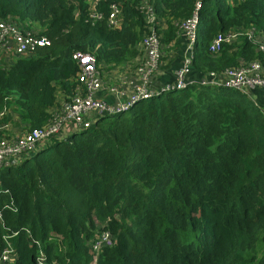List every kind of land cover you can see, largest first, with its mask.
<instances>
[{"label":"trees","instance_id":"1","mask_svg":"<svg viewBox=\"0 0 264 264\" xmlns=\"http://www.w3.org/2000/svg\"><path fill=\"white\" fill-rule=\"evenodd\" d=\"M145 1L157 15L160 70L182 61L181 23L198 2L195 77L253 61L264 67L245 35L210 50L220 35L264 34V0H102L97 21L93 0H0V19L51 40L32 55H0V139L15 135L12 125H47L72 99L75 52L95 55L107 79L115 69L134 73L149 32ZM114 2L117 28L107 22ZM0 213V252L3 236L17 231V264H36L40 249L51 264H264V89L252 98L192 83L52 137L0 167ZM104 230L114 244L94 258Z\"/></svg>","mask_w":264,"mask_h":264},{"label":"built area","instance_id":"2","mask_svg":"<svg viewBox=\"0 0 264 264\" xmlns=\"http://www.w3.org/2000/svg\"><path fill=\"white\" fill-rule=\"evenodd\" d=\"M100 1L102 0L92 2L90 18L93 21L101 20L105 16L98 9ZM201 7L202 3L198 2L192 16L181 23L182 36L186 39L184 55L181 64L175 69L174 81L166 85H158L156 79L163 50L156 28L157 15L152 5L146 1L140 5V9L146 13L149 32L142 41L143 59L134 73L123 72L126 76L120 77L115 84H110L107 78L103 77L95 55L75 52L73 58L78 65L75 95L52 112V118L47 125L0 139V167L16 163L24 155L35 152L42 143L52 137L67 138L74 132L89 128L99 116L125 112L139 101L150 99L167 90L185 89L192 83L233 88L253 98L252 91L264 89V67L257 61L228 68L221 73L211 72L196 80L189 77L198 41ZM107 22L112 28L121 25V8L118 3L110 5ZM240 35H245L260 52L264 53V34H258L254 28L240 33L220 35L212 42L210 50L217 52L222 44L232 43ZM50 44L49 38L38 36L33 30H24L10 20L0 19V55H32ZM3 128L4 126L0 124V131ZM17 234V231H10L3 236L5 247L0 252V264H17L18 255L11 243L12 237ZM113 244L112 233L108 230L101 231L92 245L91 252L94 258L102 248ZM36 264H51L42 249L36 255Z\"/></svg>","mask_w":264,"mask_h":264},{"label":"crops","instance_id":"3","mask_svg":"<svg viewBox=\"0 0 264 264\" xmlns=\"http://www.w3.org/2000/svg\"><path fill=\"white\" fill-rule=\"evenodd\" d=\"M181 61L179 62H175L173 63V66L170 67V68H164V69H161L158 73V78L157 80L161 82L162 85H166L167 83H170V82H173L174 81V74H175V69L181 64L180 63ZM126 71H130V70H126ZM126 71L124 70H112L110 71L109 75L107 76L108 79H106L110 84H115L117 81H119V78L120 77H124L126 76L125 74H123V72L125 73ZM196 75L191 73L190 74V78L191 79H198L197 77H195ZM11 130H13L15 133V135H20V134H23L25 132H22V130L20 128H18L17 126H13L10 127ZM43 144V143H42Z\"/></svg>","mask_w":264,"mask_h":264},{"label":"rangeland","instance_id":"4","mask_svg":"<svg viewBox=\"0 0 264 264\" xmlns=\"http://www.w3.org/2000/svg\"><path fill=\"white\" fill-rule=\"evenodd\" d=\"M251 94L254 95V91H252ZM255 96H256V95H255ZM40 148H42V146H41Z\"/></svg>","mask_w":264,"mask_h":264}]
</instances>
